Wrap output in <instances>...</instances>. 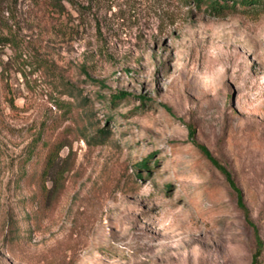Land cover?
<instances>
[{
	"label": "rangeland",
	"instance_id": "rangeland-1",
	"mask_svg": "<svg viewBox=\"0 0 264 264\" xmlns=\"http://www.w3.org/2000/svg\"><path fill=\"white\" fill-rule=\"evenodd\" d=\"M73 1L0 54V264H264V2Z\"/></svg>",
	"mask_w": 264,
	"mask_h": 264
},
{
	"label": "trees",
	"instance_id": "trees-1",
	"mask_svg": "<svg viewBox=\"0 0 264 264\" xmlns=\"http://www.w3.org/2000/svg\"><path fill=\"white\" fill-rule=\"evenodd\" d=\"M38 4H41L43 1V5L52 8L55 12H65L66 5L72 4L74 5L73 0H36ZM187 4H193L197 9L205 8L207 12L212 14L213 16H223L227 12L231 10H237L240 7L243 11H248L254 7L261 6L264 0H185ZM4 3V2H3ZM17 0L8 1L6 7H3L0 12V54L7 47H12L13 50H16L18 37L9 26V22L11 21V16L15 14ZM130 95L127 93H119V95L114 96V100L122 99L129 97ZM13 101H11V105ZM192 134L194 131L192 130ZM202 153L207 157L211 163L217 167L222 174L226 177L228 183L232 190L237 194L238 198V206L245 212L246 219H251L249 210L244 202V196L242 190L239 188L233 173L224 166L218 159L213 157L209 151L202 145H198ZM59 149V148H58ZM55 154H59L58 150H52ZM55 163V159H52L51 155L48 157L47 164L52 168ZM258 251L255 254V259H257Z\"/></svg>",
	"mask_w": 264,
	"mask_h": 264
},
{
	"label": "clouds",
	"instance_id": "clouds-1",
	"mask_svg": "<svg viewBox=\"0 0 264 264\" xmlns=\"http://www.w3.org/2000/svg\"><path fill=\"white\" fill-rule=\"evenodd\" d=\"M219 71H221V72H222V71H223V68H220V69H219Z\"/></svg>",
	"mask_w": 264,
	"mask_h": 264
}]
</instances>
